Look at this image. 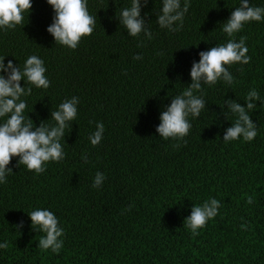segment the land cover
Wrapping results in <instances>:
<instances>
[{"label":"trees","instance_id":"obj_1","mask_svg":"<svg viewBox=\"0 0 264 264\" xmlns=\"http://www.w3.org/2000/svg\"><path fill=\"white\" fill-rule=\"evenodd\" d=\"M87 2L96 24L75 50L48 31L55 11L47 0H32L15 29L0 28L5 64L12 60L23 69L27 57L37 55L47 69V89L21 81L32 88L21 97L26 120L55 125L52 111L79 98L77 117L66 122L60 141L64 159L47 162L40 174L17 167L19 157L8 165L13 171L0 183V244L9 247L0 248V264H264V104L254 99L257 107L249 110L257 126L252 141L223 139L237 119L228 101L246 107L252 89L264 100V21L248 22L235 34L237 42L247 36L251 61L227 66L234 83L204 84L196 94L205 108L188 117L189 133L164 140L157 131L162 112L192 82L199 53L227 42L222 23L240 0H190L176 32L157 23L163 0H141L152 39L128 35L117 17L132 0ZM249 3L264 6V0ZM98 122L105 130L93 146L89 136ZM97 172L105 179L93 187ZM210 198L220 201L218 215L193 236L185 218ZM36 209L52 211L64 229L59 254L39 248L46 234L28 213Z\"/></svg>","mask_w":264,"mask_h":264},{"label":"clouds","instance_id":"obj_2","mask_svg":"<svg viewBox=\"0 0 264 264\" xmlns=\"http://www.w3.org/2000/svg\"><path fill=\"white\" fill-rule=\"evenodd\" d=\"M147 2L148 0H145V4ZM47 3L55 11L54 22L48 31L54 35L56 43L75 50L82 37L92 35L96 20L89 13L87 0H47ZM189 7L190 0H184L183 7L181 0H163L162 14H158V25L170 32L182 30L184 16ZM28 10H32V0H0V28L5 31L15 29L17 25L23 23V14ZM117 17L127 29L128 35L137 37L144 32L148 39H152V32L145 27V20L141 17V0H132L131 6L122 8ZM251 21H264V6H251L249 0H240L239 7H236L222 23V31L229 37L227 42L216 44L199 53V62H194L191 68L192 82L181 94L172 96L171 104L162 112L161 123L157 128L160 137L164 140L169 138L183 140L189 133L192 125L188 117H199L201 110L205 108L206 101L203 95L196 94L203 93L204 84L212 86L219 80L228 84L234 83V77L227 66L235 63L248 64L251 61V57L247 55V36H241L237 42L235 34ZM133 58L140 60L143 57L140 54ZM4 59L5 57H0V117L6 118L0 123V183H7L6 175L13 171L8 165L14 156L19 157L17 167L25 165L27 170L36 174L46 171L44 165L47 162H59L65 158L60 141L68 126L66 122L77 117L76 105L79 102V98L74 96L60 103L59 109L52 111L51 114L55 125L50 126L43 121L39 126L34 125L32 118L25 119L27 103L21 99L22 96L31 95L32 88L22 87L21 81H25L26 78V82L36 88H49L50 80L45 75L47 69L44 60L37 55H30L21 69L12 60L5 64ZM254 99L264 104L256 89H252L246 95L245 100L248 101L246 107L235 100L228 101L229 110L237 119L223 137L226 143L241 136L246 142L256 137L257 126L249 115V110L257 107ZM104 130V124L98 122L96 131L89 136L93 146L101 142ZM173 147L179 148L180 144H174ZM83 158L87 162V156ZM104 179V174L97 172L93 187L100 186ZM247 203H253L252 196H248ZM219 207L220 201L215 198L206 200L202 206L195 204L191 215L185 218L184 226L193 236L199 235L198 229L204 228L209 219L218 215ZM28 213L32 226L46 234L40 238L39 248L43 251L51 249L53 253L59 254L64 242L58 238L64 235V229L58 227V218L55 214L48 209H36ZM241 228L247 230V224H242ZM8 247L7 242L0 244V248Z\"/></svg>","mask_w":264,"mask_h":264}]
</instances>
